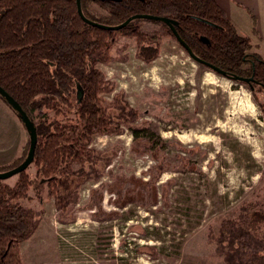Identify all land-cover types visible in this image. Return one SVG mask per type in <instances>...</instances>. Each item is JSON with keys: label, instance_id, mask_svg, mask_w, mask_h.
<instances>
[{"label": "rangeland", "instance_id": "rangeland-1", "mask_svg": "<svg viewBox=\"0 0 264 264\" xmlns=\"http://www.w3.org/2000/svg\"><path fill=\"white\" fill-rule=\"evenodd\" d=\"M239 10L230 21L264 59V12ZM141 29L158 25L142 21ZM97 66L112 85L104 103L121 93L137 118L120 133L93 137L99 174L79 186L66 211L28 166L33 185L22 203L38 212V222L20 243L21 264H224L208 232L236 217L244 202L264 201L261 95L212 72L169 36L146 62L134 38L119 35L110 59ZM4 106L0 166L17 153L21 123Z\"/></svg>", "mask_w": 264, "mask_h": 264}, {"label": "trees", "instance_id": "trees-1", "mask_svg": "<svg viewBox=\"0 0 264 264\" xmlns=\"http://www.w3.org/2000/svg\"><path fill=\"white\" fill-rule=\"evenodd\" d=\"M80 5L85 18L105 26L136 14L168 19L188 50L222 70V76L260 94L264 108V59L216 0H80ZM142 21L158 29L143 31ZM119 35L134 38L136 55L146 62L157 56L163 36L177 41L160 20L135 17L116 30L92 25L79 15L76 0H0V86L35 127L37 141L28 166L44 181L59 212L76 203L84 181L99 174L102 156L91 146L93 137L120 133L123 123L137 118L121 93L109 104L103 101L112 85L97 65L110 59ZM0 100L26 130L21 116L1 95ZM28 147L29 136L20 156L0 166V172L19 165ZM27 168L13 184L0 179V264H21L20 243L37 226L38 212L22 203L33 185ZM208 238L224 264H264V201L244 202L236 217L223 219Z\"/></svg>", "mask_w": 264, "mask_h": 264}, {"label": "water", "instance_id": "water-1", "mask_svg": "<svg viewBox=\"0 0 264 264\" xmlns=\"http://www.w3.org/2000/svg\"><path fill=\"white\" fill-rule=\"evenodd\" d=\"M76 3H77V11L84 21H86L92 25L99 26V27L106 28V29H114V30L119 29V28L125 26L129 20H131L132 18H135V17L163 21L164 23L169 25V27L171 28L172 32L174 33L177 41L187 50V52L191 58H193L195 61L205 65L206 67L213 70L214 72H217L218 74L223 75L222 70L218 69L217 67H215L214 65H212L210 63L202 61L201 59L196 57L190 50H188V47L186 46V44L181 40V38L176 33L172 22H170L168 19H166L164 17H158V16H153V15H147V14H136L134 16L127 18L124 22H122L119 25L105 26V25L98 24L96 22H93V21L85 18L83 13H82V10H81L80 0H76ZM238 79L251 82V78L238 77ZM0 95L6 100V102L12 107V109L15 110L21 116V120H22V122H23V124H24V126L28 132V136H29V147H28V151H27V155H26L25 159L19 165L15 166L9 170L0 172V179L4 180V179L26 169L27 166L32 162L34 150H35V145H36V141H37V135H36L35 127H34L33 123L29 120L26 113L23 111V109L16 103V101L1 86H0Z\"/></svg>", "mask_w": 264, "mask_h": 264}, {"label": "crops", "instance_id": "crops-1", "mask_svg": "<svg viewBox=\"0 0 264 264\" xmlns=\"http://www.w3.org/2000/svg\"><path fill=\"white\" fill-rule=\"evenodd\" d=\"M225 10L228 18L231 19V17L235 18L237 17V14H240L241 11L239 9H242L243 7L246 8V11H250L252 13H259V11L264 12V0H216ZM0 105L2 108L5 109V106L2 102H0ZM9 109V108H8ZM10 110V109H9ZM15 117V116H14ZM17 119V118H15ZM16 121V120H15ZM16 124V123H15ZM21 126V128H19ZM19 122L16 124L17 131L20 133L19 135V140L17 141V153L13 155L11 160H14L18 156H20L22 152V148L24 147L28 133L27 131L23 128V126ZM22 130V132H21ZM26 136V137H25ZM3 148V147H2ZM10 160V161H11Z\"/></svg>", "mask_w": 264, "mask_h": 264}]
</instances>
